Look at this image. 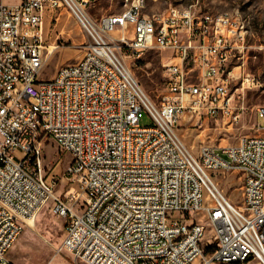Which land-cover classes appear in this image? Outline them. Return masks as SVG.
Masks as SVG:
<instances>
[{
	"label": "built area",
	"instance_id": "built-area-1",
	"mask_svg": "<svg viewBox=\"0 0 264 264\" xmlns=\"http://www.w3.org/2000/svg\"><path fill=\"white\" fill-rule=\"evenodd\" d=\"M91 2L0 1V264H16L8 252L49 202L66 222L60 249L86 264H264V135L194 153L178 133L188 116L239 117L227 68L246 22L191 6L151 16L142 0L93 20ZM61 4L93 42L45 79L44 12ZM154 49L172 54L160 104L125 59ZM46 138L72 156L64 194L44 175ZM230 169L243 173L241 205L211 173Z\"/></svg>",
	"mask_w": 264,
	"mask_h": 264
},
{
	"label": "rangeland",
	"instance_id": "rangeland-1",
	"mask_svg": "<svg viewBox=\"0 0 264 264\" xmlns=\"http://www.w3.org/2000/svg\"><path fill=\"white\" fill-rule=\"evenodd\" d=\"M1 1V0H0ZM13 4L19 0H2ZM125 0H92L88 14L93 20L105 14L124 10ZM147 13L164 12L170 6H191L195 11L213 14L229 12L239 15L248 28L243 57L235 58L228 64L231 70V92L234 97L235 114L238 118L185 117L178 127V133L194 153L202 145L218 148L236 144L245 135L263 134L264 119L258 109L264 106V0H144ZM233 15V14H232ZM57 18V19H56ZM44 32L46 43V62L41 77L52 78L62 64L76 62L93 42L92 36L77 20L75 15L61 4L44 12ZM53 46L54 49H53ZM53 49V51H51ZM171 53L162 50H149L139 59L126 56V62L145 92L156 104H160L166 93L163 76V63ZM141 123L150 124V116L141 114ZM44 175L54 184L57 194H64L72 185L66 172L72 160L69 152L58 143L46 138L44 146ZM212 176L231 200L243 203L242 178L239 170H215ZM207 226L205 239L212 236L211 225L205 216L195 214ZM65 218L58 215L54 203H47L36 216L34 222L26 224L24 231L8 256L16 264H86L67 251L60 249L65 233ZM249 264H260L252 261Z\"/></svg>",
	"mask_w": 264,
	"mask_h": 264
},
{
	"label": "bare ground",
	"instance_id": "bare-ground-1",
	"mask_svg": "<svg viewBox=\"0 0 264 264\" xmlns=\"http://www.w3.org/2000/svg\"><path fill=\"white\" fill-rule=\"evenodd\" d=\"M145 7V1L142 0V13H145V14H148V15H151V16H158V15H162L163 12H152V13H147L145 12L143 9ZM175 9L177 12H186V7L185 6H178V5H175ZM214 16H218V17H225V22H232L233 21V15L232 14H229V12H223V13H218V14H213ZM55 46H53V49H54ZM53 49H51V51H53ZM29 222H34V219L33 220H29Z\"/></svg>",
	"mask_w": 264,
	"mask_h": 264
}]
</instances>
